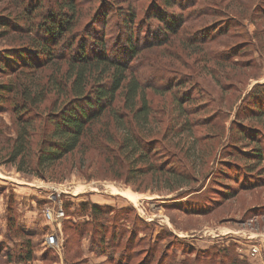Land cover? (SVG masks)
Segmentation results:
<instances>
[{
    "label": "rangeland",
    "instance_id": "obj_1",
    "mask_svg": "<svg viewBox=\"0 0 264 264\" xmlns=\"http://www.w3.org/2000/svg\"><path fill=\"white\" fill-rule=\"evenodd\" d=\"M174 4L166 8L161 0H0V62L5 64L0 65V85H26L31 79L33 85L43 86L58 69L60 74L66 71L68 63L60 56L71 55L68 46L74 42L72 50L78 44L87 50L97 40L107 58L127 65V75L142 83L151 107L142 136L154 163L152 169L131 163L120 154L115 135L102 143L85 135L74 152L41 173L44 177L19 173L8 157L18 130L12 101L20 90L8 93L0 86V264H195L197 251L228 243L238 244L247 262L264 264V161L255 165L254 155L236 157L246 151L260 153L249 151L247 142H237L236 131L250 128L251 139L256 132V138L261 137L257 141L264 158V97L253 88L264 87V0ZM55 12H63V20L71 23L55 49L57 58L46 65V58L38 57L37 62L20 46L34 36L35 24L50 22ZM36 63L34 69L27 67ZM187 97L190 103H185ZM34 100L38 104L18 117L29 132L32 159L45 145L48 113L64 102L59 96ZM121 105L117 98L110 111L124 115ZM110 111L89 126L92 134L109 128L112 136L113 122L104 127L112 119ZM170 158L189 174L184 184L169 181L171 191L162 181L170 176L158 173L162 165L172 164ZM11 185L30 189L35 215L29 224L19 220ZM10 195L16 222L28 237H5ZM90 205L112 211L100 221V230L115 216V223H123L127 232L116 231L117 239L102 247L91 232ZM59 206L61 222L55 217L45 220L42 211L56 214ZM47 233L58 238V246L45 243ZM27 238L32 258L7 261Z\"/></svg>",
    "mask_w": 264,
    "mask_h": 264
},
{
    "label": "trees",
    "instance_id": "obj_2",
    "mask_svg": "<svg viewBox=\"0 0 264 264\" xmlns=\"http://www.w3.org/2000/svg\"><path fill=\"white\" fill-rule=\"evenodd\" d=\"M161 1L166 8H169L175 6L174 3L176 0ZM70 7H74V4L71 3ZM62 13L63 12H55L53 15H50L49 17L51 18V21L48 23L44 22L39 25L35 24L33 31H31V35L33 34L34 36H31V38L28 37L27 42L25 45L23 43L20 46L22 47L20 49H27L26 51L33 54L34 58L37 59V62L38 57L46 58V61H42L44 64H49L57 58L55 57V49L59 42L68 35L69 27L67 26L71 23V21H64L65 19L63 20L64 14ZM41 16L42 15H40L39 18H41ZM180 26H178V28ZM241 34L243 35L242 32ZM126 42L130 43V38L125 41V45ZM72 44L68 46L67 49L68 52L70 50L72 51V53H70L71 55L68 54L65 57L60 56V59H64L68 63L66 71L60 74V70L58 69L54 76L45 82L43 86L39 84L36 86L33 85L31 79H27L28 84L26 85L21 83H17L15 86L10 85L5 87L0 85L1 89L8 93L12 91L16 92L17 89L20 90L17 94H15V99L12 101V110L17 116L16 125L18 130L16 131V137L13 140L9 153V163L15 165L16 170L19 173H25L40 178L48 169L53 168L57 162L63 160L67 155L74 152L82 144V140L85 135H89L90 141L100 143H102L101 140L107 141V137H111L112 139L115 135L116 140H118L120 154L127 156V159L131 163L133 162L134 165H137L138 163H146L147 168H154V163L152 162L153 154L148 148L149 142L142 136L143 132L146 131L149 126V116L151 113V107L142 88V83L135 75H127L129 70L127 65L107 58L103 54L102 49H98L100 44L99 42L97 43V40L92 43V47H87V50L85 46L81 44H78L79 47L77 48L76 46L74 47V50H72ZM128 48L130 53L133 52L130 46ZM20 49L17 50L19 51L17 52L19 58L23 55L21 54ZM226 53L227 56H231L232 54L231 51ZM10 57L14 58L13 53ZM10 57L7 55L4 58L1 54V58H4L7 62L11 61ZM3 62H0V65H5ZM36 66L37 63L27 67L34 69ZM253 86L252 87L255 88V93H257L258 97L260 95L264 97V87H260L257 84H254ZM1 93L2 91H0V95ZM41 96H59L60 98H63L64 102H61L62 105L60 108L54 109L48 113L47 123H49V125L44 126L45 136L43 138V142H45V145L38 149L36 156L32 159L31 144L28 138L29 132L27 127L20 122L21 120L18 117L25 113L29 107L34 108V106L38 104V102L34 99L36 97L40 98ZM188 97H190V95H188ZM188 97L186 98L185 103L189 102ZM117 98L121 100V109L124 112V115L122 114L123 116L120 115V112H118L120 110L110 111ZM2 100H0V103H2ZM176 105L181 107V110L183 109V105L180 103ZM189 110L191 111L193 109L191 108ZM109 111L112 113L110 115L112 119H107L104 127L106 130L109 126H112L111 123L113 122L115 127L114 129H111L113 130L112 136L108 134L110 131L109 128V130L107 129L104 132L92 134L89 126L99 121L102 115ZM262 116L264 117V115ZM230 127H232V124ZM121 131L122 133L120 134L119 132ZM250 132V128L248 130L236 131L240 138L237 139V142L241 144H244V142L249 143L250 146L247 147V149L253 152L256 151V149H260L258 148L259 143L257 139L261 137L256 138V135L259 136L258 132H256V135L251 139ZM97 134H101L103 136ZM233 147H235V143H233ZM240 150L243 151L244 149L240 148ZM258 150L257 152H260L259 154L248 153V151H246L247 153H243L245 155L236 153V157L239 159H247V156L250 157L254 155L252 158L257 159L253 163L257 165V163L264 161V158L261 156L262 150ZM118 157L120 159L122 158L120 155H118ZM169 160L172 164L167 166L162 165L163 168L158 173L161 174V177L165 173L170 176V179L167 177L162 181H165V184L168 186V190L171 191L172 184H170L169 181L174 183V185L184 184L187 181L189 174L182 168V165H180L181 168H179L175 163H173V158H170ZM120 166L121 165L118 164L119 168H121ZM131 169L134 171L133 168ZM132 170H130V172ZM149 171L151 172V170ZM243 172L245 171L243 170ZM155 180L157 182H161V178H158L157 176L155 177ZM233 195L234 193L229 194L228 197H232ZM12 198L13 196L10 195L8 210L12 212H9L7 215L8 229L5 231V237L13 240V236L18 235V233L28 237V235L22 231L21 227L16 222V214L14 216L13 212V210L15 211L16 209ZM90 206V218L92 222L91 232L94 235L93 237L100 239L98 242L102 247L107 244L111 245L112 242L117 239L116 231L119 234L127 232L123 223H115V216L108 218L110 221H104L107 226L105 229L102 228L100 230L102 227L100 226V221L103 220V217H105L106 214H110L112 211H110L109 208L104 209V207L95 205ZM98 213L101 214V218L97 217ZM107 222L110 223V226ZM89 223L84 225L86 226ZM99 230L101 231V234H99ZM93 239L95 240V238ZM31 250L29 238H27L23 241L19 252L14 250L12 253L8 254L7 261L12 263L27 262L32 258ZM197 252L199 254L195 258V264H247L245 261L238 258V255L235 252L234 243L224 244L222 245V248L213 244L205 250H199ZM204 258L211 260L210 262H206V259ZM181 263L182 262L173 261V264Z\"/></svg>",
    "mask_w": 264,
    "mask_h": 264
},
{
    "label": "crops",
    "instance_id": "obj_3",
    "mask_svg": "<svg viewBox=\"0 0 264 264\" xmlns=\"http://www.w3.org/2000/svg\"><path fill=\"white\" fill-rule=\"evenodd\" d=\"M11 187H12V185H11ZM12 190H13V192L15 194V203L17 205L18 212L20 214V219L19 220L22 223L26 222V224H29L30 220L32 219V216L35 215V210L30 207V203H31L29 201V199H30L29 198V195H30L29 190L30 189L23 187V185H19V187H17L16 189H14L12 187ZM2 203L3 202H1V204H0V209L3 207ZM21 204H22V206H21ZM33 219H35V217ZM226 235H228V233ZM233 241H235V240H233ZM236 247H235V252L238 255V258L240 260H242V261H245L247 264H251L250 262H247V260H245L243 255L238 253V250H239L238 244L236 245Z\"/></svg>",
    "mask_w": 264,
    "mask_h": 264
},
{
    "label": "built area",
    "instance_id": "obj_4",
    "mask_svg": "<svg viewBox=\"0 0 264 264\" xmlns=\"http://www.w3.org/2000/svg\"><path fill=\"white\" fill-rule=\"evenodd\" d=\"M42 215L45 218V220H49V221L52 218L55 217L54 218V221L55 220L58 221L57 223H60L61 222V219L64 217L63 211H62V209H61L60 206H59V208L56 209V214L55 213L53 214V212H51L50 210L47 209L45 212L42 211ZM54 242H56V245L57 246L59 245L58 238L55 235H52V234L48 236V233H47L46 239H45V243L48 244V245L53 246Z\"/></svg>",
    "mask_w": 264,
    "mask_h": 264
}]
</instances>
